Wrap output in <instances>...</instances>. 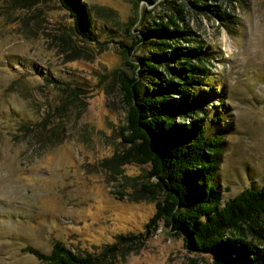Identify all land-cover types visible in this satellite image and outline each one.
<instances>
[{"label": "rangeland", "instance_id": "1", "mask_svg": "<svg viewBox=\"0 0 264 264\" xmlns=\"http://www.w3.org/2000/svg\"><path fill=\"white\" fill-rule=\"evenodd\" d=\"M83 1L95 41L70 31L71 18L56 0H0V264H45L22 248L48 253L55 241L97 256L95 264L210 262L162 225L145 228L155 199L140 190L149 166L124 157L119 75H130L128 63L138 66L140 55L161 50L150 41L133 45L139 30L151 21L173 28L169 20L177 19L188 34L167 42L203 52L207 72L194 93L208 111L207 135L221 143L223 199L259 188L264 0ZM216 115L221 119L210 120ZM131 233L143 239L118 243ZM115 242L117 251L103 257Z\"/></svg>", "mask_w": 264, "mask_h": 264}, {"label": "trees", "instance_id": "2", "mask_svg": "<svg viewBox=\"0 0 264 264\" xmlns=\"http://www.w3.org/2000/svg\"><path fill=\"white\" fill-rule=\"evenodd\" d=\"M144 1L153 4L156 0ZM56 2L69 14L71 32L95 41L94 21L86 2ZM176 21L169 20L173 28L151 21L139 30L142 38L133 45L150 41L161 50L140 55L138 66L128 63L130 75H119V89L127 105L122 138L129 148L124 157L149 166L140 190L155 199V210L145 228L156 230L162 225L181 238L189 253L211 256L210 262L201 264H264V184L245 187L232 198L223 199L224 191L217 183L221 143L207 135L208 111L202 97L194 93L197 80L207 72L201 64L203 52L199 45L187 48L167 42L175 39L178 43L188 34ZM162 64L166 68L163 72L158 70ZM220 119L216 115L210 120ZM117 239L118 243L132 244L143 235L131 233ZM118 243L108 245L102 256L114 254ZM22 251L45 264H95L97 259L83 256L60 241H55L48 253L30 245Z\"/></svg>", "mask_w": 264, "mask_h": 264}]
</instances>
